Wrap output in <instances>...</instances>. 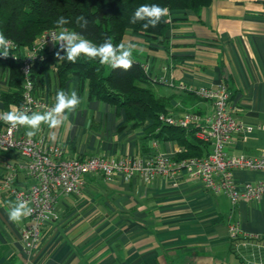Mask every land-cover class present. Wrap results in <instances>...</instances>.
<instances>
[{
    "label": "crops",
    "instance_id": "0c3cea01",
    "mask_svg": "<svg viewBox=\"0 0 264 264\" xmlns=\"http://www.w3.org/2000/svg\"><path fill=\"white\" fill-rule=\"evenodd\" d=\"M171 16L166 45L142 35L125 38L126 45H136L133 57L150 63L152 77L172 76L176 83L187 85L178 89L153 80L155 92L174 113L207 114L211 102L196 89L226 81L235 114L251 126L235 138L229 151L261 155L264 0H214L200 14L177 9ZM9 71L0 66V110L4 109L1 93L9 90ZM69 88L81 97L80 106L61 127L50 129L42 124L37 132L49 138L54 131L57 139L49 140L63 145L67 155L118 159L154 151L176 156L182 151L174 140L144 139V126L128 121L124 108L89 98L88 80L83 83L76 75L63 83L58 71L50 67L35 94L54 104L56 92ZM146 143L151 146L149 152L143 149ZM20 162L16 150H0V264H260L264 259V238L249 236L264 235V195L233 203L226 194L214 193L184 171L130 179L87 174L79 194L58 198L42 241L29 248L21 234L25 218L9 220L10 202L15 200L1 186L3 165L18 167ZM17 172L18 183L29 184L22 167ZM233 174L240 183L264 179L258 169L235 168ZM237 222L241 235L232 241L229 227Z\"/></svg>",
    "mask_w": 264,
    "mask_h": 264
},
{
    "label": "built area",
    "instance_id": "2783aa9c",
    "mask_svg": "<svg viewBox=\"0 0 264 264\" xmlns=\"http://www.w3.org/2000/svg\"><path fill=\"white\" fill-rule=\"evenodd\" d=\"M51 28L44 31L35 40L31 50L26 51L22 62L24 74V102L18 109L32 112H44L53 104L35 95V84L32 79V64L41 48H60L52 41ZM150 73V63H143ZM155 81L186 89L184 82L176 83L172 76L154 77ZM197 94L211 102V110L201 114L192 110L180 113L167 111L159 116L164 123L181 127L196 126V136L212 145L211 151L203 156H191L177 159L174 155L154 151L151 154L122 156L118 159L106 155H91L81 158L66 154L65 147L51 142L47 135L37 133L29 138L24 127H17L9 134L10 125L0 121V150H16L21 158L18 167H22L29 184L21 185L17 181L18 167L4 164L2 188L15 201H27L32 208L30 216L25 217L22 227V238L29 248L36 247L43 239V229L54 216L55 203L60 196L79 194L84 186V176L100 174L105 179L122 175L130 179L136 175L153 178L159 174L171 175L184 171L189 176L198 177L203 185L214 193L226 194L233 203L241 199H260L264 195V179L240 183L233 174V169H258L264 172V152L259 156L236 154L229 151V146L237 136L251 130L241 118L237 117L236 108L230 100V92L222 84L216 87H199ZM8 111L6 109L0 112ZM156 146V141H154ZM239 223L229 227L232 241L239 239ZM251 238H264L263 234L249 235ZM260 264H264V259Z\"/></svg>",
    "mask_w": 264,
    "mask_h": 264
},
{
    "label": "trees",
    "instance_id": "16d2710c",
    "mask_svg": "<svg viewBox=\"0 0 264 264\" xmlns=\"http://www.w3.org/2000/svg\"><path fill=\"white\" fill-rule=\"evenodd\" d=\"M214 0H0V32L12 42L13 49L7 58L0 54V66L9 68V90L1 93L4 109H18L24 102V74L22 62L26 51L31 50L35 40L44 31L55 28L59 17L67 18L69 29L79 32L96 44L111 38L114 44L125 43L127 35H142L149 39L168 44V31L172 28L171 13L177 9L191 10L196 14ZM143 4H159L170 9L155 28H142L143 22L130 23L134 11ZM84 16L88 21L81 28L76 20ZM59 30V29H58ZM60 48L44 47L37 51L32 64V79L35 87L43 80L45 71L54 67L65 83L72 76H78L89 83V98L110 102L124 108L127 119L134 125L145 127L146 140H174L182 151L177 159L191 156L203 157L210 149V143L196 136L197 127H181L164 123L160 114L169 111L168 102L159 96L153 86L152 77L144 69L141 61L133 57L129 71L112 69L101 65L97 60L81 56L75 63L66 59L59 60L56 52ZM61 56L65 52H60ZM227 90L231 89L226 81L221 82ZM195 94V91H187ZM36 95V94H35ZM37 96V95H36ZM38 97V96H37ZM0 126L2 123L0 122ZM151 147V146H150ZM147 143L143 149L150 151Z\"/></svg>",
    "mask_w": 264,
    "mask_h": 264
},
{
    "label": "clouds",
    "instance_id": "9594fccd",
    "mask_svg": "<svg viewBox=\"0 0 264 264\" xmlns=\"http://www.w3.org/2000/svg\"><path fill=\"white\" fill-rule=\"evenodd\" d=\"M170 16V9L167 6L159 4H143L140 5L132 15L130 23L136 24L143 22L142 28L157 27L165 17ZM70 21L61 16L56 21L58 32L51 35L52 41L60 45V49L56 52L59 60L66 59L75 63L81 56L92 60H97L101 65H107L112 69H122L129 71L133 66V52L136 51V45L129 43L114 44L111 38L104 40L100 44L94 43L79 32L73 31L66 27ZM76 23L81 28H86L89 21L80 16ZM13 44L0 32V54L7 58L12 52ZM65 52L64 56L60 52ZM55 103L52 107L44 112L29 113L26 110L10 109L0 112V121L10 125L9 134L17 127H25L28 129L25 135L29 138L34 137L40 130L42 124H46L50 129H57L69 120V115L74 113L81 104V97L74 88L68 90L61 89L56 92L54 97ZM52 141L57 139L56 133L53 131L49 137ZM11 207L8 211V218L12 222H19L22 218L28 217L32 213L27 201L18 199L10 202Z\"/></svg>",
    "mask_w": 264,
    "mask_h": 264
},
{
    "label": "rangeland",
    "instance_id": "374dc122",
    "mask_svg": "<svg viewBox=\"0 0 264 264\" xmlns=\"http://www.w3.org/2000/svg\"><path fill=\"white\" fill-rule=\"evenodd\" d=\"M13 109H15V108H13ZM5 170V169H4ZM5 172V171H4ZM2 176H3V174H2ZM2 176H1V179H2Z\"/></svg>",
    "mask_w": 264,
    "mask_h": 264
}]
</instances>
